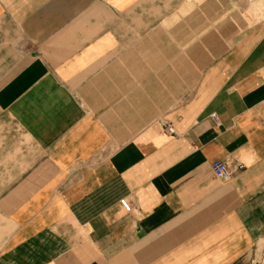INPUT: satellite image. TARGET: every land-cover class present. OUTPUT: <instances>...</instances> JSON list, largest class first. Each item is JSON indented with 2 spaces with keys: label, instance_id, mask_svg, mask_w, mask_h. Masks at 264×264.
Returning <instances> with one entry per match:
<instances>
[{
  "label": "crops",
  "instance_id": "crops-1",
  "mask_svg": "<svg viewBox=\"0 0 264 264\" xmlns=\"http://www.w3.org/2000/svg\"><path fill=\"white\" fill-rule=\"evenodd\" d=\"M250 1L0 0V264H264Z\"/></svg>",
  "mask_w": 264,
  "mask_h": 264
},
{
  "label": "built area",
  "instance_id": "built-area-1",
  "mask_svg": "<svg viewBox=\"0 0 264 264\" xmlns=\"http://www.w3.org/2000/svg\"><path fill=\"white\" fill-rule=\"evenodd\" d=\"M212 119L215 124L219 123L218 118L215 115L212 116ZM166 128L170 134H173V135L175 134V131L171 126L167 125ZM211 169H212V172H214L213 174L223 182H228L232 178V174H233L232 169L225 162L218 160L211 165ZM120 204L127 213L132 212L133 206L127 199L125 198L121 199Z\"/></svg>",
  "mask_w": 264,
  "mask_h": 264
},
{
  "label": "rangeland",
  "instance_id": "rangeland-1",
  "mask_svg": "<svg viewBox=\"0 0 264 264\" xmlns=\"http://www.w3.org/2000/svg\"><path fill=\"white\" fill-rule=\"evenodd\" d=\"M250 9L251 13H255V18L262 19L263 14H264V0H255V1H250Z\"/></svg>",
  "mask_w": 264,
  "mask_h": 264
}]
</instances>
